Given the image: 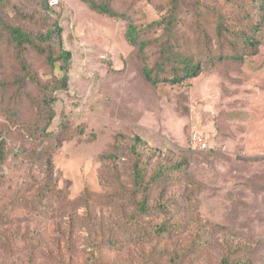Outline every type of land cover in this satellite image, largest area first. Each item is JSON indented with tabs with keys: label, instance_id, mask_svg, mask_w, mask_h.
Masks as SVG:
<instances>
[{
	"label": "rangeland",
	"instance_id": "1",
	"mask_svg": "<svg viewBox=\"0 0 264 264\" xmlns=\"http://www.w3.org/2000/svg\"><path fill=\"white\" fill-rule=\"evenodd\" d=\"M96 1L119 16L83 0L0 2V264H264V0H181L177 45L203 70L157 84L145 70L162 68L168 32L148 25L170 15V0ZM222 16L256 28L258 50L243 62L215 64L200 44L205 27L220 53ZM2 19L38 32L61 27L71 51L67 88L61 61L53 67L31 46L25 61L39 83L22 81ZM130 25L141 29L137 43ZM194 107L215 114L201 127L208 150L190 147ZM138 153L147 180L167 171L140 191ZM142 197L149 212L139 209ZM161 201L166 210L155 207ZM174 222L173 234L156 231Z\"/></svg>",
	"mask_w": 264,
	"mask_h": 264
},
{
	"label": "trees",
	"instance_id": "2",
	"mask_svg": "<svg viewBox=\"0 0 264 264\" xmlns=\"http://www.w3.org/2000/svg\"><path fill=\"white\" fill-rule=\"evenodd\" d=\"M2 0H0L1 2ZM92 9L97 10L100 13L108 14L112 17L119 16L118 11H116L109 2L99 3L96 0H83ZM181 0H170L171 2V13L170 15L158 21H153L148 25V28L163 27L164 30L168 32V38L161 42L160 49V59L156 63L162 67L156 74L152 71L145 70L146 77L151 80L154 84L158 82H171L180 83L186 79L198 76L203 70L202 62L197 58L196 54L188 49L181 48L183 44L178 42L183 38L182 34H179L177 27L181 23L179 18V4ZM3 26L7 29L12 42L14 43L17 57L21 61L22 68L24 69L25 75L22 79L25 82L27 79L39 83L37 75L32 73L29 64L25 61V53L28 46H31L38 53L46 55L47 62L53 66H58V62L61 61L59 69L62 72L59 86L62 88H67L70 79V61H71V51L64 48L61 37V27L54 23L50 27H47L44 32L33 31L23 26H17L9 24L2 19ZM254 27V26H253ZM140 28L135 25H130L128 30L129 39L137 43V34H139ZM253 30V32H252ZM217 36L219 38L218 44L221 48H228L229 52L224 53L221 49L220 53L213 52V46L211 43L210 36L205 27H202V39L200 44L203 49L206 50L207 55H211L213 62L219 64L226 61L243 62L248 54L255 53L258 50L260 40L255 34L256 28H251V31H246L244 28H236L232 24L227 23L223 16L217 24ZM187 40V37L184 38ZM187 43V42H185ZM140 48H143L144 43H139ZM217 53V55H216ZM162 64V65H161ZM172 66L171 71H165L164 67ZM163 71V72H162ZM169 72V73H168ZM168 74V75H167ZM56 98L52 95L45 97V103L51 106L55 102ZM49 120L53 118V111L47 113ZM140 140L136 137V141ZM187 165L186 161H181L178 167H184ZM135 183L136 189L138 191L142 190L143 186L147 187L152 184L159 183L166 174L165 168H160L158 170L157 177L152 176L149 180L146 179V174L143 170V165H141V156L138 153V160L135 163ZM52 175L49 173V176ZM51 177V176H50ZM49 178V177H48ZM49 183V182H48ZM51 188V185H50ZM139 209L146 212L150 211V204H148L145 197H142L139 201ZM156 208L160 210H166L167 205L165 201L156 203ZM181 223H164L161 227H157L156 231L159 233L173 234L175 230L180 229ZM179 257L176 255L174 261ZM221 264H251V262L242 261L240 259L230 260L225 257Z\"/></svg>",
	"mask_w": 264,
	"mask_h": 264
},
{
	"label": "built area",
	"instance_id": "3",
	"mask_svg": "<svg viewBox=\"0 0 264 264\" xmlns=\"http://www.w3.org/2000/svg\"><path fill=\"white\" fill-rule=\"evenodd\" d=\"M204 119L214 121L215 114L201 107H194L191 111V128L189 131L190 147L193 150L203 151L212 147L208 140L206 130L201 128ZM194 120H197L196 124H194Z\"/></svg>",
	"mask_w": 264,
	"mask_h": 264
}]
</instances>
